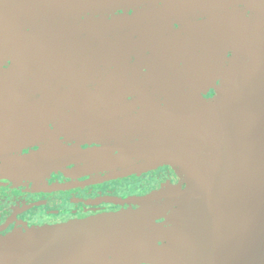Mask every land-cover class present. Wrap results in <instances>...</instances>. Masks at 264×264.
I'll return each mask as SVG.
<instances>
[{
  "label": "flooded vegetation",
  "instance_id": "1",
  "mask_svg": "<svg viewBox=\"0 0 264 264\" xmlns=\"http://www.w3.org/2000/svg\"><path fill=\"white\" fill-rule=\"evenodd\" d=\"M197 1H118L107 6H113L109 14L103 13L107 8L102 5L47 13L35 10L29 19L4 18L0 262L23 256L24 244L40 232L83 225L98 216L129 218L142 211L143 220L158 217L153 219L154 228L163 226L176 194L163 203L139 205L134 200L186 186L174 164L163 160L164 154H147L136 146L160 133L141 126L147 111L193 104L194 96L210 103L219 86L209 47L190 32L209 24L223 10L182 11ZM32 21H38L34 28L23 27ZM107 23L111 26H103ZM132 122L135 126H128ZM103 127L119 131L108 135ZM67 151L78 154L61 159ZM49 153L60 158L54 166L42 163L21 167L23 171L6 170L8 160ZM128 244H116L106 255H118Z\"/></svg>",
  "mask_w": 264,
  "mask_h": 264
},
{
  "label": "water",
  "instance_id": "2",
  "mask_svg": "<svg viewBox=\"0 0 264 264\" xmlns=\"http://www.w3.org/2000/svg\"><path fill=\"white\" fill-rule=\"evenodd\" d=\"M118 1L131 0H0V27L7 16L29 19L35 10L92 9ZM237 6L244 11L229 10ZM204 8L223 10L190 32L211 51L219 74L214 79H220L215 95L210 103L194 96L193 104L147 111L141 126L160 133L136 146L140 152L164 154L186 186L134 200L163 203L176 194L167 222L151 226L149 233L145 214L135 211L129 218L114 215L49 229L24 244L23 256L0 264H264V0H201L182 11ZM94 56L92 65L99 53ZM114 129L101 131L113 135L119 131ZM77 154L67 151L60 158ZM60 158L49 153L8 160L6 170L54 166ZM123 241L129 244L121 253L106 255Z\"/></svg>",
  "mask_w": 264,
  "mask_h": 264
},
{
  "label": "rangeland",
  "instance_id": "3",
  "mask_svg": "<svg viewBox=\"0 0 264 264\" xmlns=\"http://www.w3.org/2000/svg\"><path fill=\"white\" fill-rule=\"evenodd\" d=\"M201 0H198L197 2H195V4H198L199 2H200ZM109 4H104V6H102V7H105V8H107V6H108ZM113 6H110V7H108L107 9H105L104 10V12L103 13H106V14H109L110 12H111V10H113V8H112ZM123 7H126V6H123ZM98 8H100V7H97V8H95V9H98ZM86 11V10H85ZM85 13H87V12H85ZM38 21H35V23L32 21V23L30 24V23H27L25 26H23V27H26V26H28V27H32V28H34L35 27V24L37 23ZM175 204L173 205V206H171L168 210H167V212L165 213V215H164V217H163V220L165 221V223L167 222V217H168V215H169V213L172 211V210H174V208H175ZM121 216H122V214H120ZM113 215H103V216H98V217H95V218H92L91 220H95V219H98V218H102V219H104L105 220V218L107 219V218H113L112 217ZM127 217V216H126ZM126 217H125V219H126ZM153 219H158V217H152V218H150V220L149 221H145V225H146V229L148 228V232L150 233L151 232V226H153ZM150 223V224H149ZM164 224V223H163ZM110 257H114V256H110ZM102 260H100L99 259V262H101Z\"/></svg>",
  "mask_w": 264,
  "mask_h": 264
}]
</instances>
